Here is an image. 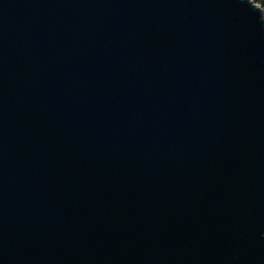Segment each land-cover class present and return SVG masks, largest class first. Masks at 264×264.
<instances>
[{
  "label": "water",
  "instance_id": "1",
  "mask_svg": "<svg viewBox=\"0 0 264 264\" xmlns=\"http://www.w3.org/2000/svg\"><path fill=\"white\" fill-rule=\"evenodd\" d=\"M0 264H264L254 0H0Z\"/></svg>",
  "mask_w": 264,
  "mask_h": 264
},
{
  "label": "trees",
  "instance_id": "2",
  "mask_svg": "<svg viewBox=\"0 0 264 264\" xmlns=\"http://www.w3.org/2000/svg\"><path fill=\"white\" fill-rule=\"evenodd\" d=\"M254 1L260 4L264 10V0H254Z\"/></svg>",
  "mask_w": 264,
  "mask_h": 264
}]
</instances>
